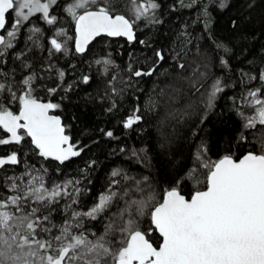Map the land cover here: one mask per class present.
<instances>
[{
	"label": "snow or ice",
	"instance_id": "1",
	"mask_svg": "<svg viewBox=\"0 0 264 264\" xmlns=\"http://www.w3.org/2000/svg\"><path fill=\"white\" fill-rule=\"evenodd\" d=\"M197 5L200 10L193 25L202 22L207 35L193 37L187 31L188 25L184 26L169 49L175 72L165 70L162 73L173 76L175 83L166 84L158 94L159 99L149 94L142 108L137 105L124 120L125 129L142 123L146 115L156 114L162 105L178 102L181 93L188 95L190 92L189 102L181 108L169 110L165 107L157 130L166 137L164 129L170 120L179 122L190 117L198 104L212 110L220 94L234 86L225 84L221 77L211 79L207 71L213 55L210 48L223 53L219 56V63L230 69L225 57L232 50L213 35L209 11L212 5L225 8L227 0H177L173 10L192 9ZM125 6H129L127 16L121 11ZM159 8L157 0H0V65L7 63L11 56L20 61L21 68H32L24 59L32 48L26 45L24 51H12L20 29L32 22L30 18L50 27L53 33L48 40L50 56L57 53L68 55L69 42L74 46V54L83 56L91 52L89 46L93 41L100 42L98 38L123 37L129 44L138 42L149 46L146 40H138L137 31L141 22L145 27L163 23L157 15ZM56 11L74 25L73 34L62 26L56 27ZM233 27H236L235 21ZM28 33L27 40L33 47L42 48L40 40L44 30L34 24ZM205 39L210 46L202 48L201 41ZM194 40V55L199 62L189 60L192 53L189 45ZM153 54L156 59L147 70H134L130 62L126 69L130 75L127 80L121 77L120 82L132 87L136 82L133 77L152 76L159 64L166 60V54L159 49H154ZM108 56L95 61L102 66L105 75L115 67L111 54ZM129 58L131 60V54ZM118 75L108 81L111 95L105 92V97L112 100L106 109L108 112L116 108L113 97L124 91L113 87ZM64 76L63 71L58 72L59 83L48 89L50 95L63 85ZM89 79L83 76L82 82L87 84ZM257 79L260 87L246 89L239 97L232 98L241 120L239 141L247 140L246 130L258 124L264 126V69L258 77L241 73L242 84ZM36 80L34 71L17 81L15 69L5 72L0 68V145L18 146L0 158V264H264V148L259 153L248 151L239 159L229 152L214 161L208 157V146L201 140L194 146L189 162L177 172L175 186L167 189L159 201L154 194L133 198L130 193L144 192L141 185L148 178L136 179L114 169L107 188L87 209L81 195L88 189L80 187L82 180L78 177L52 180L48 177V167L36 168L27 162L22 173L8 175L5 166L21 163L17 152L23 151L26 138H30V150L35 155L60 165L80 157L84 151L66 134L61 118L50 115L60 105L35 98ZM181 82L187 85V92L183 87L175 86ZM71 87L68 85L64 91H70ZM13 102L18 105V114L7 107ZM245 108L252 112L246 113ZM205 118L206 115L201 123ZM104 134L116 138L112 131ZM133 155H137L135 150ZM95 163L88 162V168ZM81 172L86 178L87 169H81ZM128 181L132 183L128 184ZM189 183L194 191L190 198H186L181 185ZM55 214H59V222L54 219ZM145 217L146 228L142 225ZM105 219L108 223L101 235L86 227L91 221ZM153 232L160 238L158 245H154L151 239Z\"/></svg>",
	"mask_w": 264,
	"mask_h": 264
},
{
	"label": "trees",
	"instance_id": "2",
	"mask_svg": "<svg viewBox=\"0 0 264 264\" xmlns=\"http://www.w3.org/2000/svg\"><path fill=\"white\" fill-rule=\"evenodd\" d=\"M157 2L160 4L157 15L163 23L145 27L141 22L137 31L138 40H146L149 45L147 47L138 42L129 44L122 38H98L100 42L95 41L90 45L91 52L85 53L83 56L74 54L71 42L68 45V55L57 53L50 56L48 52L50 27L42 21H35L36 25L44 30V35L40 40L42 48L33 47L32 42L27 40L29 33L25 31V28L29 27L22 28L17 40L14 41L16 47L12 51H24L26 45L32 48L33 50L28 52L24 58L31 63L32 68H21L20 61L11 56L8 57L7 63L0 65V68L5 72L15 69L17 81L22 76L34 71L37 80L33 95L38 100L60 105V108L53 112L62 117L66 132L71 136L72 142L78 147H83L84 151L80 157L60 165L54 161H45L35 155L30 150V139L26 138L23 151L17 152L21 163L16 166H5L8 169V175L22 173L24 164L27 162L28 165H34L36 168H40L41 165L48 167V177L52 180L63 181L65 178L78 177L82 180L80 187L88 189L81 195V200L87 209L107 188L110 183V174L114 169H120L122 174L126 173L136 179L148 178L146 183L141 185L145 191L130 193L133 198L139 199L154 194L156 200L159 201L167 189L175 186L177 172L182 165L189 162L188 158L194 146L201 140L207 144L208 157L214 161L229 152L239 159L248 151L259 153L264 148V126L259 124L244 132L247 137L246 141L238 140V135L242 130L241 120L236 114L232 99L239 97L240 93L246 89L260 87L259 79L242 84L241 73H251L258 77L261 69H264V0H227V6L223 9L215 5L209 8L213 35L223 40L232 51L229 56L225 57L229 61V69L219 63V56L223 53H216L214 48H210L213 55L211 66L207 71L211 79L221 77L225 84L234 85L226 88L220 94L212 110H206L203 105L198 104L196 111L190 117H185L179 122L170 120L164 129L166 137H162L157 129L158 121L164 115L165 107L175 110L189 102L191 93L189 92L188 95L181 93L178 102L162 105L156 114L146 115L143 122L134 125L132 129L123 127L124 120L131 115L137 105L143 107L149 94L159 99L160 90L165 88L166 84L175 83L173 76L162 73H165V70L175 72L169 49H171L178 33L184 30V26L188 25L187 31L193 37L200 34L207 35L204 33L202 22L193 25L200 10L199 5L192 9L173 10L177 5V0H157ZM128 7L125 6L121 9L126 16L129 15ZM233 21L236 22V27H233ZM73 27L71 23L67 30L72 33ZM195 43L194 40L193 44L189 45V48L192 49L189 60L199 62V58L194 55ZM201 46L202 48L209 47L210 42L205 39L201 41ZM154 49L163 51L166 54V60L159 64L153 75L141 78L133 77V81L136 82L132 87L121 83V77L127 80L130 75L126 70L130 62L134 70H147L153 65V61L156 59L153 54ZM109 53L115 67H111L105 75L102 66L97 65L95 61L109 58ZM129 54H131V60ZM192 66L195 67V65ZM59 71L65 73L63 85L54 95H50L48 89L56 87L59 83ZM201 71L204 69L202 68ZM190 72L191 69H189ZM117 73L119 75L116 81H113V87L122 88L124 91L120 96L113 97L116 108L112 112H108L106 109L112 100L105 97V92L107 91L111 95L108 81ZM83 76L90 78L87 84L82 82ZM211 79L209 83H211ZM68 85L72 86L71 90L65 92L64 88ZM175 86L183 87L185 92L188 91L187 85L182 82L176 83ZM7 107L14 113L18 112V105L15 102L7 104ZM244 111L252 112L248 108H245ZM205 115L206 118L201 123V119ZM101 129L104 131L102 132ZM106 131H112L116 138H108L104 134ZM193 132H195V136H193ZM17 147L14 144L0 145V157L9 155L11 150ZM142 149L144 151H141ZM133 150L136 151V156L133 155ZM90 161L96 163L88 168ZM81 169H87L86 178ZM131 183L128 181V184ZM181 191L183 195L190 198L194 187L190 183L187 186L181 185ZM121 206H123V202H121ZM54 219L59 222V214H55ZM106 223H108L106 219L102 222L91 221L86 227L97 235H101L104 233ZM142 225L145 228L148 227L146 217L142 221ZM151 239L154 245H158L160 242L156 232L152 233Z\"/></svg>",
	"mask_w": 264,
	"mask_h": 264
},
{
	"label": "flooded vegetation",
	"instance_id": "3",
	"mask_svg": "<svg viewBox=\"0 0 264 264\" xmlns=\"http://www.w3.org/2000/svg\"><path fill=\"white\" fill-rule=\"evenodd\" d=\"M55 15H57V17H58V23H57V25H56V27H64L65 29H67L66 27H68L69 26V24L71 25V22H70V20H68V19H65L64 18V15L60 12V11H56L55 12ZM31 20H33V21H36L35 20V18H30ZM62 21H64L66 24H67V26H65V25H62ZM9 22H11V14H9ZM37 22V21H36ZM29 24L30 23H26L25 24V26H29ZM74 26V25H73ZM74 28V27H73ZM10 30V29H9ZM21 30H22V28L20 29V31H19V34H20V32H21ZM68 32H69V34L71 35V34H73V32L71 33L69 30H68ZM18 34V35H19ZM50 38H51V36L53 35V33H52V31H50ZM95 42V41H94ZM93 42V43H94ZM71 44H72V42H71ZM73 48H74V46H73ZM3 157H6V156H3Z\"/></svg>",
	"mask_w": 264,
	"mask_h": 264
},
{
	"label": "water",
	"instance_id": "4",
	"mask_svg": "<svg viewBox=\"0 0 264 264\" xmlns=\"http://www.w3.org/2000/svg\"><path fill=\"white\" fill-rule=\"evenodd\" d=\"M118 38H122V39H125V38H123V37H115V38H110V39H118ZM126 40V39H125ZM94 42V41H93ZM40 102H44V103H47L48 101H45V100H39ZM16 114H18V112L16 113ZM50 115H57V114H55L54 112H50ZM57 116H59L60 118H61V120H62V123L64 124V121H63V119H62V117L60 116V115H57ZM65 125V124H64ZM66 134H68L67 132H66ZM69 135V134H68ZM70 136V135H69ZM71 137V136H70ZM30 139V138H29ZM71 141H72V138H71ZM0 158H3V157H0ZM74 158H77V157H74ZM74 158H72V159H74ZM43 159V158H42ZM71 160V159H70ZM55 162V161H54ZM58 163V162H57ZM186 197V196H185ZM187 198V197H186Z\"/></svg>",
	"mask_w": 264,
	"mask_h": 264
},
{
	"label": "rangeland",
	"instance_id": "5",
	"mask_svg": "<svg viewBox=\"0 0 264 264\" xmlns=\"http://www.w3.org/2000/svg\"><path fill=\"white\" fill-rule=\"evenodd\" d=\"M31 21H32V22H31V23L29 24V26H28L29 28L32 27L34 24H35V26H37L36 23H35V21H33V20H31ZM62 25L67 26V24H66L64 21H62ZM29 28H25V31H28ZM66 28H67V27H66ZM20 33H21V32H20ZM69 43H70V42H69Z\"/></svg>",
	"mask_w": 264,
	"mask_h": 264
}]
</instances>
